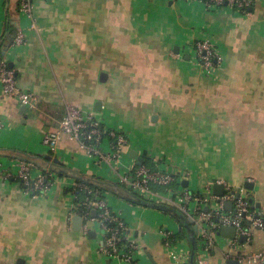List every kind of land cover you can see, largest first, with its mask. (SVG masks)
Listing matches in <instances>:
<instances>
[{"label":"crops","instance_id":"0c3cea01","mask_svg":"<svg viewBox=\"0 0 264 264\" xmlns=\"http://www.w3.org/2000/svg\"><path fill=\"white\" fill-rule=\"evenodd\" d=\"M19 1L0 0V39L10 11L26 42L10 47L6 59L18 87L38 102L23 109L0 81V148L52 155L85 176L120 182L117 163L91 156L67 135L55 152L43 144L72 103L127 136L121 168L142 157L151 167L186 171L185 187L205 196L215 194L216 180L245 188L249 182L264 213V0H252L248 14L230 5L209 11L198 0H33L36 29ZM207 39L221 55L214 75L187 47ZM102 149L110 151L107 139ZM17 162L0 156V264H132L106 255L94 216L74 229L73 178L55 175L48 194L34 195L11 179ZM39 164L35 176L48 165ZM103 194L127 223L135 264H191L193 255L198 263V232L171 244L183 228L167 211ZM260 250L264 233L256 231L245 253ZM223 253L214 248L211 263L224 264Z\"/></svg>","mask_w":264,"mask_h":264},{"label":"built area","instance_id":"2783aa9c","mask_svg":"<svg viewBox=\"0 0 264 264\" xmlns=\"http://www.w3.org/2000/svg\"><path fill=\"white\" fill-rule=\"evenodd\" d=\"M198 1L206 9L213 11L219 10L221 8L219 5L224 2V0ZM229 2L230 6L237 2L243 8L252 5V0H229ZM19 12L31 18V28H37L33 0H20ZM25 42V30L19 28L15 37V45L21 46ZM187 47L194 54L195 64L207 75H214L217 65L221 62V55L214 44L207 39L192 42ZM8 62V59L0 61V81L4 95L17 98L22 106L34 109L38 102L37 97L32 92L21 90L18 87L16 73L8 66ZM63 135L76 140L81 148L91 156L117 163L118 180L137 196L175 207L187 217H191L197 223L198 233L202 239L197 264H212L210 255L212 250L218 246L222 247L224 252V264L232 259L238 260L239 264H264V250L245 253L246 248L252 244L255 232L264 233V213L256 206L253 208L254 205L249 202L251 195L247 188L233 187L224 180H216V184L224 187L225 193L222 196L212 193L205 196L185 187L184 181L190 177L189 172L179 169L173 171L163 168L154 169L145 163L132 165L128 169L121 168L118 163L129 143L127 136L119 129L104 127L99 120L94 118L92 112L72 103L66 104V114L59 126L43 136V144L55 152ZM105 139L109 141L110 151L102 149ZM17 166L16 177L25 184L27 192L40 195L50 192L55 183V175H53L54 181L52 182L46 180L47 176L43 173L35 176L33 164L30 162L18 160ZM154 186L162 187L164 190L154 191ZM228 201L233 203L231 209L226 208ZM92 208L101 209L100 217L96 219L101 224L102 230L109 234L104 238L103 243L106 255L111 259H117L122 255V258L131 261L133 256H127L124 249L118 247L119 242L127 239L128 226L125 220L113 211L103 193H96L92 203L82 212L83 221L92 218ZM224 226L235 227L237 237L235 239L222 237L219 231ZM241 236L246 237V242L240 240ZM131 247L134 248V246ZM176 257L178 256L174 254V258Z\"/></svg>","mask_w":264,"mask_h":264},{"label":"trees","instance_id":"16d2710c","mask_svg":"<svg viewBox=\"0 0 264 264\" xmlns=\"http://www.w3.org/2000/svg\"><path fill=\"white\" fill-rule=\"evenodd\" d=\"M19 4H20V1H19ZM229 5H230L229 0H224V2L219 6L223 8ZM232 8L235 12L239 11L241 13H251L252 10H250V8L252 9L253 6L251 5L246 8H243V7H240L237 2H235L232 5ZM207 10L213 11L210 9H207ZM18 30H19V26L18 24H16L15 19L11 16L10 11H9L5 19L4 31L0 39V61L3 59H6L7 57V55L4 54L3 51L15 45V37H16ZM9 63L10 62H8V66L10 67ZM11 69L15 71L14 67ZM18 76L19 75L16 73L17 79H18ZM65 114H63L60 117V119H63ZM0 156L7 157L10 159H18V160H23V161L26 160L27 162L32 163L33 167L40 166L39 163H41V160L46 161L48 164L47 167L46 168L42 167V168L44 170V174L47 176L46 180L48 181H52V182L54 181L53 175H57L59 177L73 178L75 180V184L70 190L73 191L75 195L76 208H77V213L79 215H81L82 212L86 210V207L92 203V201L95 198L96 193L100 192L102 194L104 192H111V193H114L116 196L123 197V195H125L127 191V188L125 187V185L120 182L107 180L100 176H95V175L85 176L84 174L72 168H69L63 162L53 163L54 157L52 155H43V154H36V153L32 154V153L25 152L20 149H14V148H0ZM22 158H27V159H22ZM52 163L53 165L51 166ZM145 164L148 165V163L146 162ZM151 168L156 169L155 167H151ZM80 177H82L83 179ZM11 179L19 181L22 184V186L25 188V184H23L19 178L12 177ZM86 179H88L89 181ZM131 193L134 194L133 192ZM34 195H40V194L36 193ZM130 202L133 204H138V205H147V203L143 202V200L140 201V200H137L136 198L130 199ZM148 202H151L157 206H161V203H156L151 200H149ZM254 207L255 206H253V208ZM92 209H93L92 212L94 210L96 212L94 217L99 219L101 209L99 208H92ZM170 209L171 211H169L168 214L172 215V217H174L182 225V228H183V230H181V232H179L177 235L171 236V241L173 243H176L178 240L182 239L183 237H188L187 228H185L188 223V217L181 210L175 207H170ZM84 222L86 221L84 220ZM103 234H104V238L108 237L109 235L104 230H103ZM199 239H200V236L198 235L196 237V241H199ZM127 244H128V241L125 238L121 242L118 243V247L122 248L124 245H127ZM126 249L128 250L127 252H129V254H126V255L132 256V252L130 251L132 250V247L127 246ZM193 254H195V258H196L197 257L196 250L195 251L193 250ZM132 264H135V261L133 259H132Z\"/></svg>","mask_w":264,"mask_h":264},{"label":"water","instance_id":"95a60500","mask_svg":"<svg viewBox=\"0 0 264 264\" xmlns=\"http://www.w3.org/2000/svg\"><path fill=\"white\" fill-rule=\"evenodd\" d=\"M177 50H178V48L176 49V51H177ZM7 51H8V49H5V50L3 51V53L6 54ZM188 57H189V56H188ZM9 65H10L11 68H13V63H12V62H10ZM23 109H26V107L24 106ZM132 156H133V157H137V152L133 151V152H132ZM22 159H27V158H22ZM137 159H138V164H142V163H143V158H142V157H138ZM25 161H26V160H25ZM59 162H61L59 158H54L53 163H59ZM53 163L51 164V166L53 165ZM80 178H82V177H80ZM82 179H83V178H82ZM86 180H88V179H86ZM88 181H89V180H88ZM184 185H185V186H188V182L185 181V182H184ZM246 188H247V189H250V190H253V189H254V184L247 182V183H246ZM214 191H215V194H217V195H219V196H222V195L225 193V189H224V187H223L221 184H215V185H214ZM125 197H126L127 199H129V200H130V199H133V198H136L137 200H140V201L143 200L141 197H139V196H137V195H134V194H132V193L129 192V191H126ZM143 202L147 203L150 207L161 208V209H163V210H165V211H167V212L171 211L170 207L165 206V205H164V206H157V205H155V204H153V203L147 202L146 200H143ZM249 202H250L252 205H254V206L258 207V208H260V206H261L260 203H255V199H254L253 197H250V198H249ZM232 207H233V203H232L231 201H228V202L226 203V208H227V209H231ZM95 214H96V212H95V210H94V211L92 212V216H95ZM190 222L193 223L194 220H193L191 217H188V223H187V225H186V228H187V231H188V232H190L192 235H194L196 232H198V229H199V228H198V225H197V224L194 225L193 228H191L190 225H189ZM246 223L248 224V222H246ZM73 225H74V229H75V230H81V229H82V227H83V218H82L81 215L78 214V215H75V216H74V218H73ZM219 234H220L222 237H225V238L235 239V238L237 237V231H236V228L233 227V226H224V227L219 231ZM240 240H241L242 242H246V237H245V236H241V237H240ZM21 261H23V260L20 259V260H19V263H21ZM191 264H195V261H194V255H193V257H192ZM227 264H239V262H238V260H233V259H232V260H229V261L227 262Z\"/></svg>","mask_w":264,"mask_h":264}]
</instances>
